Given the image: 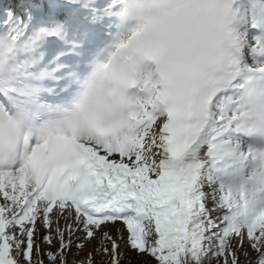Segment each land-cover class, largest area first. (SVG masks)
Returning <instances> with one entry per match:
<instances>
[{
  "label": "snow or ice",
  "instance_id": "1",
  "mask_svg": "<svg viewBox=\"0 0 264 264\" xmlns=\"http://www.w3.org/2000/svg\"><path fill=\"white\" fill-rule=\"evenodd\" d=\"M0 201V264H264V0H0Z\"/></svg>",
  "mask_w": 264,
  "mask_h": 264
},
{
  "label": "bare ground",
  "instance_id": "2",
  "mask_svg": "<svg viewBox=\"0 0 264 264\" xmlns=\"http://www.w3.org/2000/svg\"><path fill=\"white\" fill-rule=\"evenodd\" d=\"M61 224H63V222H61ZM37 226H38V233H37V235L36 236H34V240H36L37 241V243L38 242H43V240H42V237L43 236H45V235H47L48 234V231L46 230V229H44L41 225H40V223H39V221L37 222ZM62 226V225H61ZM63 227V226H62ZM117 227H120V228H122L123 227V225L121 226V225H117ZM109 232H111L113 235H115V231H114V229H112V228H106ZM127 233L125 232V235H126ZM39 245H40V247H41V249L44 251V252H47V251H55L54 250V248H52V247H50L49 245H47V244H45L44 242L43 243H39ZM90 245H86V247H85V250L83 251V252H78L75 248H73L72 249V251H71V253L69 254L70 256H76L77 255V257H80V258H85V257H87V254L89 253V251L91 250V249H93L92 248V246H91V248L89 247ZM93 246H94V248L96 247V245L93 243ZM95 255V259H96V261L97 262H99L101 259H104L105 260V257H101L100 255H98V254H94ZM34 257H35V255H34ZM45 257V256H44ZM44 257H43V259H44ZM124 256H121V261H124V258H123ZM107 260V259H106ZM105 260V261H106ZM45 262V264H47V261H44ZM241 264H246V261H245V258L243 257V256H241Z\"/></svg>",
  "mask_w": 264,
  "mask_h": 264
},
{
  "label": "rangeland",
  "instance_id": "3",
  "mask_svg": "<svg viewBox=\"0 0 264 264\" xmlns=\"http://www.w3.org/2000/svg\"><path fill=\"white\" fill-rule=\"evenodd\" d=\"M0 202H2V201H0ZM61 225L63 226V224H61ZM105 230H107V229H105ZM17 231H18V229H17ZM38 243H43V242H38ZM88 245H90L89 246L90 248L92 246V248L94 249L93 244H88ZM93 249H91L89 252H91ZM54 250H56V249H54ZM33 255H35V247H34ZM121 256H124L123 257L124 261H121V264H141V261H142V257L138 256L136 252H134L132 250H129L128 248H124L123 249V252L121 253ZM121 256H120V259H121ZM86 258L87 257L80 258V257H77V255L76 256L68 255L69 264H80V261H82V260H84ZM106 259L107 258H105V260ZM34 260H35V257H34ZM44 261H47V264H49V261L47 260L46 256L44 257ZM150 264H155V262L151 261Z\"/></svg>",
  "mask_w": 264,
  "mask_h": 264
}]
</instances>
